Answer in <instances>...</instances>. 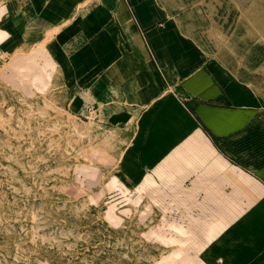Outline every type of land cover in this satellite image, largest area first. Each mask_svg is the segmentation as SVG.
I'll list each match as a JSON object with an SVG mask.
<instances>
[{"label": "crops", "instance_id": "0c3cea01", "mask_svg": "<svg viewBox=\"0 0 264 264\" xmlns=\"http://www.w3.org/2000/svg\"><path fill=\"white\" fill-rule=\"evenodd\" d=\"M17 10L0 11L2 46L35 48L72 113H102L117 181L154 201L182 264H264V162L249 156L245 167L225 152L264 147L263 38L234 17L225 27L230 11L217 0H30Z\"/></svg>", "mask_w": 264, "mask_h": 264}, {"label": "rangeland", "instance_id": "374dc122", "mask_svg": "<svg viewBox=\"0 0 264 264\" xmlns=\"http://www.w3.org/2000/svg\"><path fill=\"white\" fill-rule=\"evenodd\" d=\"M217 2L230 11L225 27L234 17L264 43V0ZM19 7L30 11V0H0L10 18ZM3 19L0 264H182L178 248L165 246L174 233L159 224L154 201L117 181L115 133L102 113H72L35 48L5 50Z\"/></svg>", "mask_w": 264, "mask_h": 264}, {"label": "built area", "instance_id": "2783aa9c", "mask_svg": "<svg viewBox=\"0 0 264 264\" xmlns=\"http://www.w3.org/2000/svg\"><path fill=\"white\" fill-rule=\"evenodd\" d=\"M147 46L151 60L156 63L161 77L165 80L166 85L169 87V91L174 95H177L180 100L187 106V103L189 101L188 97L174 90L173 84L170 82V79L166 75V70L163 62L159 60L149 42L147 43ZM225 152H227L226 154L229 156V158L245 167H247L246 158L249 156L252 157V162H264V147L259 144L251 143L249 145H246V147L237 145L230 150H226Z\"/></svg>", "mask_w": 264, "mask_h": 264}, {"label": "bare ground", "instance_id": "6f19581e", "mask_svg": "<svg viewBox=\"0 0 264 264\" xmlns=\"http://www.w3.org/2000/svg\"><path fill=\"white\" fill-rule=\"evenodd\" d=\"M22 93V92H21ZM4 232H5V230H4ZM3 234V233H2ZM10 234V233H9ZM13 234V233H12ZM14 235V234H13ZM17 236H18V234H16ZM2 237V236H1ZM14 237V236H13ZM12 237V238H13ZM18 237H20V236H18ZM2 239V238H1ZM7 243V242H6ZM5 244V243H4ZM27 246V245H26ZM35 247V246H34ZM11 248H13V247H11ZM17 250V249H16ZM10 252V251H9Z\"/></svg>", "mask_w": 264, "mask_h": 264}, {"label": "snow or ice", "instance_id": "6c2138e0", "mask_svg": "<svg viewBox=\"0 0 264 264\" xmlns=\"http://www.w3.org/2000/svg\"><path fill=\"white\" fill-rule=\"evenodd\" d=\"M0 11H2V10H0Z\"/></svg>", "mask_w": 264, "mask_h": 264}]
</instances>
